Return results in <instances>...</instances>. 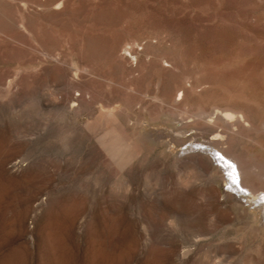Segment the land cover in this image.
Returning a JSON list of instances; mask_svg holds the SVG:
<instances>
[{
	"label": "rangeland",
	"instance_id": "1",
	"mask_svg": "<svg viewBox=\"0 0 264 264\" xmlns=\"http://www.w3.org/2000/svg\"><path fill=\"white\" fill-rule=\"evenodd\" d=\"M222 154L264 197V0H0V264H264Z\"/></svg>",
	"mask_w": 264,
	"mask_h": 264
},
{
	"label": "bare ground",
	"instance_id": "2",
	"mask_svg": "<svg viewBox=\"0 0 264 264\" xmlns=\"http://www.w3.org/2000/svg\"><path fill=\"white\" fill-rule=\"evenodd\" d=\"M228 116H230V115H228ZM110 143V144H109ZM118 143L119 142H116L115 144H113V146H112V143L109 141L108 142V140L106 141V140H102L101 141V144H102V147L104 148V150L107 152V153H109V155H111V157H113V159H114V161L116 162V163H122V161H123V158H124V156H125V154H124V152H123V149H122V147L123 146H120V145H118ZM11 157V155H5V156H3V157H1L0 158V166H1V170L2 171H4V165H5V163L9 160V158ZM222 158L223 159H225L228 163H230L229 165H231V167L233 166V169H236V171L238 172V177L236 176V174H235V178L237 177V179H236V183L237 184H239L240 186V188L243 190V191H240V189H238L239 187H236V186H234V188H236V190H237V193L240 195V197H243V195H246L245 194V192L244 191H247L248 193H249V196H253V197H258V202H259V206H258V213L262 216V218L260 219L261 220V222L263 223L264 222V214H262L263 213V211H264V208H262V204H264V197H261V195H259V196H256L251 190H249L248 189V187L247 186H245L244 185V181H243V176L241 175V171H240V167H239V165L240 164H238L237 163V161H235L233 158H231L230 156L228 157V156H226L225 154H222L221 155V158H219V159H216V160H218L219 161V163H221V166H224V167H226V168H228L229 169V167L227 166V163H225L224 161H222ZM17 161V160H16ZM19 165V164H18ZM20 165H22V164H20ZM28 165V164H27ZM14 167V166H13ZM25 166H23V168H24ZM230 167V168H231ZM15 169H16V166L14 167ZM17 168H20L21 169V167H17ZM22 168V169H23ZM27 168V167H26ZM26 168H24L25 170H26ZM17 171V170H16ZM21 171V170H20ZM22 171H24V170H22ZM0 176H3V175H0ZM34 179H35V176L34 177H29V182L30 183H32V182H34ZM27 184V183H26ZM32 187V186H31ZM237 194V195H238ZM238 195V196H239ZM247 197V196H246ZM59 200V199H58ZM42 203V202H41ZM78 207V206H77ZM61 212V211H60ZM53 215H55V214H53ZM74 217V216H73ZM75 219L77 218V214H75V217H74ZM73 218V219H74ZM260 218V217H259ZM55 229V228H54ZM49 230V229H48ZM63 232V231H62ZM204 235V234H203ZM155 244V243H154ZM224 247V246H223ZM216 259V258H215ZM214 261V260H213ZM222 264V263H221Z\"/></svg>",
	"mask_w": 264,
	"mask_h": 264
}]
</instances>
